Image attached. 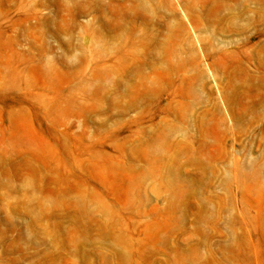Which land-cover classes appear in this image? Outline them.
Returning a JSON list of instances; mask_svg holds the SVG:
<instances>
[{"label": "rangeland", "instance_id": "1", "mask_svg": "<svg viewBox=\"0 0 264 264\" xmlns=\"http://www.w3.org/2000/svg\"><path fill=\"white\" fill-rule=\"evenodd\" d=\"M0 264H264V0H0Z\"/></svg>", "mask_w": 264, "mask_h": 264}]
</instances>
